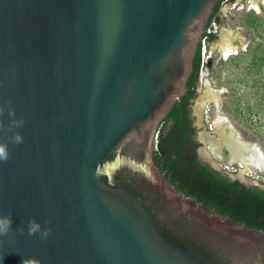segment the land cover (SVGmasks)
<instances>
[{
  "label": "water",
  "instance_id": "1",
  "mask_svg": "<svg viewBox=\"0 0 264 264\" xmlns=\"http://www.w3.org/2000/svg\"><path fill=\"white\" fill-rule=\"evenodd\" d=\"M219 1L0 0V142L23 136L0 162L3 264H264V232L202 208L154 160ZM220 133L200 139L231 155Z\"/></svg>",
  "mask_w": 264,
  "mask_h": 264
},
{
  "label": "rangeland",
  "instance_id": "2",
  "mask_svg": "<svg viewBox=\"0 0 264 264\" xmlns=\"http://www.w3.org/2000/svg\"><path fill=\"white\" fill-rule=\"evenodd\" d=\"M251 1L253 2H222L217 36L208 42V50L204 55L201 51L196 101L201 104L204 102L199 133L210 131L209 123H212L216 116V102L211 98L202 97L209 86L219 92L220 110L231 124L225 126V129L228 128L224 131L228 134L230 127H233L236 129L235 133L237 132L239 137L242 136V140L258 144L264 152V0L258 1L259 9L254 8ZM223 30L231 32L232 43L238 48V52L229 58H224L222 53ZM200 97L202 99H199ZM199 152L215 168L227 173L231 178L245 177L247 181L240 179L244 183L264 186V172L254 169L246 171L244 176H241V171L227 172L225 165L238 166L239 162L231 160V155L225 147L214 149L210 143L203 142L199 146ZM214 161L219 165L216 166Z\"/></svg>",
  "mask_w": 264,
  "mask_h": 264
},
{
  "label": "trees",
  "instance_id": "3",
  "mask_svg": "<svg viewBox=\"0 0 264 264\" xmlns=\"http://www.w3.org/2000/svg\"><path fill=\"white\" fill-rule=\"evenodd\" d=\"M225 1L232 0H220L215 5L209 24L213 20L220 22L219 10ZM216 36L208 35V42ZM201 47L200 43L194 71L187 82V94L173 105L161 123L154 160L166 179L184 195L193 197L202 208L214 209L230 217L236 225L245 224L264 232V188L233 179L198 156V129L191 123L190 114L191 100L197 95Z\"/></svg>",
  "mask_w": 264,
  "mask_h": 264
},
{
  "label": "bare ground",
  "instance_id": "4",
  "mask_svg": "<svg viewBox=\"0 0 264 264\" xmlns=\"http://www.w3.org/2000/svg\"><path fill=\"white\" fill-rule=\"evenodd\" d=\"M259 0H253V7L259 9V5L258 4ZM228 30V29H227ZM227 30H223L222 32V43H221V47H222V53H223V57L224 58H229L232 55L236 54L237 51V46H234L232 41H233V36L231 34L230 31ZM235 38V36H234ZM218 91L217 90H213L210 89V87L208 86L205 94L202 97H208L213 99L216 102L217 105V109H216V116L215 119H213V123H214V127H216V129L220 130V139H222V144H226L228 146V148L231 150V160H235L238 161L239 164L241 165V176L246 173V171H252L254 169L260 171V172H264V152L262 150V148H260L258 146V144H253L250 141H245L242 140V136L239 137L236 133L234 128H231V133H226L224 130L227 131V128L225 129V126H229V121L227 119V117H224V115H222V112L220 110V106H219V102H218ZM204 102L202 101L203 105ZM201 105H199L201 107ZM203 107V106H202ZM201 111V110H200ZM201 118V116H200ZM230 120V119H229ZM232 123V122H231ZM231 125V124H230ZM238 130V129H237ZM235 133V134H234ZM208 142L212 143L213 145H218L220 141H218V139H214V138H208L207 139ZM218 141V142H217ZM254 142V141H252ZM216 148V146H214V149ZM209 153V151H208ZM214 163L216 165L217 164L215 161Z\"/></svg>",
  "mask_w": 264,
  "mask_h": 264
},
{
  "label": "clouds",
  "instance_id": "5",
  "mask_svg": "<svg viewBox=\"0 0 264 264\" xmlns=\"http://www.w3.org/2000/svg\"><path fill=\"white\" fill-rule=\"evenodd\" d=\"M6 108L4 105H0V129L4 128V120L3 116L5 114ZM7 115L8 117H12L13 119L9 122V128L10 129H18L22 128L24 125V120L22 118H16V113L13 109L8 108L7 109ZM9 141L20 144L23 142V136L18 131L14 133V135L9 137L8 141L0 142V162L6 161L9 156ZM14 224V219L11 215H4L0 214V241L3 240V237L9 235V233L12 230V226ZM27 234L29 236L33 235H39L42 240H46L51 230L49 228H46L42 225L40 221H37L36 219H30L27 222ZM19 232L23 234L25 232V228L20 227ZM0 264H3V257H0ZM24 264H28V262L25 260Z\"/></svg>",
  "mask_w": 264,
  "mask_h": 264
},
{
  "label": "built area",
  "instance_id": "6",
  "mask_svg": "<svg viewBox=\"0 0 264 264\" xmlns=\"http://www.w3.org/2000/svg\"><path fill=\"white\" fill-rule=\"evenodd\" d=\"M217 31H218V21L217 20H213L208 26H207V28H206V30H205V33H204V36H203V39H202V41H201V45H202V47H201V51L203 52V55L207 52V50H208V35H212V34H217ZM201 52V53H202ZM207 117H208V115H206ZM207 120H208V118H207ZM208 122H210V121H208ZM214 123L212 122H210L209 123V128L210 129H213V127H214V125H213ZM225 170L227 171V172H230V171H232V172H237V171H240L241 170V165L240 164H238V166H233V164H227V165H225ZM248 174H250V173H248ZM257 178H258V176H257ZM258 180V179H257Z\"/></svg>",
  "mask_w": 264,
  "mask_h": 264
},
{
  "label": "flooded vegetation",
  "instance_id": "7",
  "mask_svg": "<svg viewBox=\"0 0 264 264\" xmlns=\"http://www.w3.org/2000/svg\"><path fill=\"white\" fill-rule=\"evenodd\" d=\"M197 90V89H196ZM188 92V90H187ZM198 102L196 101V97L194 99L191 100V114H190V118H191V123L193 124V126L198 129L197 131V135H196V140L199 144L203 143L202 140L200 139V133H199V127L200 125L202 124V105L201 107L199 106V110L196 112L195 111V105L197 104ZM201 110V111H200ZM201 116V118H200ZM205 116V115H204ZM200 146V145H199ZM197 153H198V156L201 160H203L205 163H209L211 164L209 161L206 160V158H204L203 156H201L200 152H199V147H198V150H197ZM212 165V164H211ZM213 166V165H212ZM214 167V166H213ZM215 168V167H214ZM217 169V168H216ZM219 170V169H218Z\"/></svg>",
  "mask_w": 264,
  "mask_h": 264
}]
</instances>
